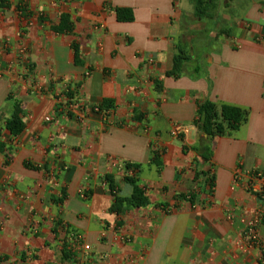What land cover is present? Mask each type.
Here are the masks:
<instances>
[{
    "label": "crops",
    "instance_id": "crops-1",
    "mask_svg": "<svg viewBox=\"0 0 264 264\" xmlns=\"http://www.w3.org/2000/svg\"><path fill=\"white\" fill-rule=\"evenodd\" d=\"M212 15L189 0H0V264H261L242 220L262 202L230 186L237 167L264 170V0H213ZM206 101L246 121L210 139L192 125ZM106 176L119 198L134 176L148 204L113 210Z\"/></svg>",
    "mask_w": 264,
    "mask_h": 264
},
{
    "label": "trees",
    "instance_id": "trees-1",
    "mask_svg": "<svg viewBox=\"0 0 264 264\" xmlns=\"http://www.w3.org/2000/svg\"><path fill=\"white\" fill-rule=\"evenodd\" d=\"M60 1V0H53ZM193 7L194 16L198 19H212L213 15V0H189ZM117 21L131 22L133 21V14L130 9L118 8L115 10ZM70 25L68 24V16L63 15L60 18L59 26L54 28L56 32L69 31ZM76 55L78 49L73 45ZM180 62L179 58L174 60V70L177 69ZM108 101H103L106 105ZM246 121V114L238 108L221 105L216 106L211 102H203L197 107V115L192 125L198 128L208 138L220 137L227 133L236 131ZM6 130L11 136L17 137L24 129V124L19 117V111L16 109L12 117L6 121ZM1 147V146H0ZM126 168L137 170V166L127 165ZM208 181L212 184V176H209ZM124 181L132 186V194L129 198L117 197V188L111 176H106L104 182L107 185L108 193L114 198L113 210L119 212L122 208H141L148 204V199L145 192L137 185V180L134 176L124 177ZM260 224H264V215ZM63 256L67 259L69 257L68 251H62Z\"/></svg>",
    "mask_w": 264,
    "mask_h": 264
},
{
    "label": "built area",
    "instance_id": "built-area-1",
    "mask_svg": "<svg viewBox=\"0 0 264 264\" xmlns=\"http://www.w3.org/2000/svg\"><path fill=\"white\" fill-rule=\"evenodd\" d=\"M191 128L192 126L173 123L171 135L180 136L187 134ZM128 170L129 172H134L132 168ZM104 185L106 186L105 183ZM239 188L246 190L254 199L262 202L261 208L255 212L254 216L249 219H243L242 222L245 226L243 234L244 241H246L248 245L260 250V263L264 264V238L260 237L257 232V226L260 224L264 215V170L243 171L241 168L237 167L232 174L230 190L234 191ZM71 240L75 244H79L82 242V237L72 235ZM84 249L88 250L89 247L84 246Z\"/></svg>",
    "mask_w": 264,
    "mask_h": 264
}]
</instances>
